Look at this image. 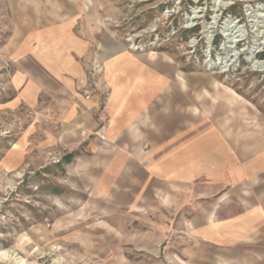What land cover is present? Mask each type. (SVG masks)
<instances>
[{"label": "rangeland", "instance_id": "1", "mask_svg": "<svg viewBox=\"0 0 264 264\" xmlns=\"http://www.w3.org/2000/svg\"><path fill=\"white\" fill-rule=\"evenodd\" d=\"M225 2L0 0V264H264V0Z\"/></svg>", "mask_w": 264, "mask_h": 264}, {"label": "crops", "instance_id": "2", "mask_svg": "<svg viewBox=\"0 0 264 264\" xmlns=\"http://www.w3.org/2000/svg\"><path fill=\"white\" fill-rule=\"evenodd\" d=\"M110 40H111V41H110L111 43H116V44H118V41L115 40L114 38H113V39L110 38ZM57 43H60V42H57ZM61 44L69 45V44H72V42H70V43H68V42H67V43H63V42H61Z\"/></svg>", "mask_w": 264, "mask_h": 264}, {"label": "bare ground", "instance_id": "3", "mask_svg": "<svg viewBox=\"0 0 264 264\" xmlns=\"http://www.w3.org/2000/svg\"><path fill=\"white\" fill-rule=\"evenodd\" d=\"M224 2L226 1V0H223ZM226 3V2H225ZM259 65H260V67H264V62H259Z\"/></svg>", "mask_w": 264, "mask_h": 264}]
</instances>
